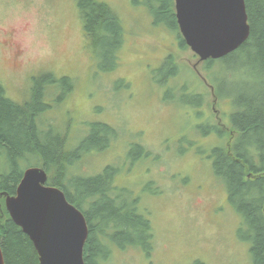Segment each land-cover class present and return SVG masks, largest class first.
I'll return each mask as SVG.
<instances>
[{
    "label": "rangeland",
    "instance_id": "1",
    "mask_svg": "<svg viewBox=\"0 0 264 264\" xmlns=\"http://www.w3.org/2000/svg\"><path fill=\"white\" fill-rule=\"evenodd\" d=\"M102 1L125 28L111 72L97 66L75 0H0V83L6 95L22 104L40 91L42 131L66 132L69 148L79 145L93 122L114 129L105 148L86 151L75 167L95 175L116 166L113 186L139 198L153 237L149 252L113 247L104 264H251L249 243L236 234L240 215L213 168L212 149L227 136L210 125L228 131L231 101L216 98L203 61L188 45H178L180 32L154 24L149 0ZM170 55L180 69L165 82L160 69ZM229 74L232 80H219L226 91L232 81L249 77ZM184 85V93H200V105L180 98ZM135 144L146 153L134 149L130 157Z\"/></svg>",
    "mask_w": 264,
    "mask_h": 264
},
{
    "label": "trees",
    "instance_id": "2",
    "mask_svg": "<svg viewBox=\"0 0 264 264\" xmlns=\"http://www.w3.org/2000/svg\"><path fill=\"white\" fill-rule=\"evenodd\" d=\"M75 1L83 34L97 66L102 71L115 70L125 33L120 18L105 1ZM149 1L154 24L165 25L178 34L174 0ZM244 3L248 38L227 55L204 60L202 66L204 78L215 85L216 98H229L234 109L229 119L225 118L228 131L210 125L219 137L227 136L226 142L212 149L214 172L223 179L226 198L240 215L236 234L249 243L251 264H264V0H244ZM177 39L184 48L183 38L177 35ZM179 69L180 64L171 55L166 57L160 69L164 81L174 77ZM231 71L249 77L232 81V90L226 91L221 89L219 80H232ZM184 89L185 85L178 92L180 98L201 104L200 93H184ZM39 97L40 91L37 97L36 90L33 101L20 104L6 95L0 83V246L5 264H39L31 241L12 221L4 203V193H15L26 168L21 166L24 161L27 167H43L48 173L47 183L61 189L67 200L83 213L88 226L84 264H104L113 247L133 246L149 252L153 237L151 222L145 210L139 211L138 197L126 188L113 186L112 178L119 169L106 165L95 175H84L77 172L80 167H75L86 151L105 148L115 136L114 129L106 123L93 122L79 145L69 148L66 132L64 135L54 132L53 136L42 131L46 125L38 123L44 108ZM129 149L130 157L134 156V149L139 154L146 153L139 144ZM192 264L204 263L196 259Z\"/></svg>",
    "mask_w": 264,
    "mask_h": 264
},
{
    "label": "water",
    "instance_id": "3",
    "mask_svg": "<svg viewBox=\"0 0 264 264\" xmlns=\"http://www.w3.org/2000/svg\"><path fill=\"white\" fill-rule=\"evenodd\" d=\"M174 9L184 41L200 61L221 58L248 38L244 0H174ZM47 178L43 167L26 168L15 193L3 194L6 210L32 242L39 264H84L86 219Z\"/></svg>",
    "mask_w": 264,
    "mask_h": 264
},
{
    "label": "flooded vegetation",
    "instance_id": "4",
    "mask_svg": "<svg viewBox=\"0 0 264 264\" xmlns=\"http://www.w3.org/2000/svg\"><path fill=\"white\" fill-rule=\"evenodd\" d=\"M177 22V21H176ZM177 36V35H176ZM168 82V81H167ZM32 243V242H31ZM38 257V256H37Z\"/></svg>",
    "mask_w": 264,
    "mask_h": 264
}]
</instances>
